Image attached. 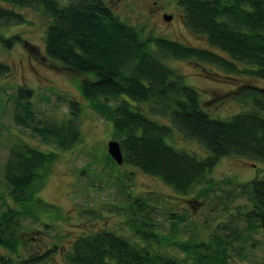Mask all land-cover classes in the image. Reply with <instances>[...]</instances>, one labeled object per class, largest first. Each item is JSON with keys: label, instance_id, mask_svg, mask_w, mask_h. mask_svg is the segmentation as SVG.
<instances>
[{"label": "trees", "instance_id": "16d2710c", "mask_svg": "<svg viewBox=\"0 0 264 264\" xmlns=\"http://www.w3.org/2000/svg\"><path fill=\"white\" fill-rule=\"evenodd\" d=\"M1 1L41 9L50 17L44 31L46 55L60 62L66 71L93 75V79L85 76L79 82V90L91 108L112 123L123 163L158 177L179 193H187L207 182L208 186L199 192L203 195L214 184L212 179H206V174L221 156H241L264 163V89L240 86L242 95L243 89L247 90L245 95L251 107L227 119H216L201 106L197 90L185 84L183 75L166 63L168 57L195 58L225 71L245 72L264 81V0H176L184 24L225 54L164 37H144L142 28L121 20L106 0ZM25 21L23 13L0 5L1 47L9 49L17 43L27 45L19 34L2 32L8 26ZM238 64L243 67L239 68ZM9 69L7 64L0 62V77ZM32 95L31 88L16 87L13 112L16 123L31 128L42 140L62 150L82 140L77 122L82 107L78 101L65 97L68 116L42 121L32 110ZM116 98L118 102L109 103ZM128 99L138 104L132 105ZM141 104H148L152 115L166 118L168 122L147 116ZM174 131L198 141L210 154L199 158L175 148L166 140ZM57 155L55 151H42L27 143L11 147L3 179L10 199L19 207L6 204L0 211V249H5V252L0 251V264H29L46 255H31L19 261L13 257L19 254L21 219L34 215L36 207H49L37 193ZM108 158L112 161L111 156ZM241 190V193L247 191L252 206H242L240 214L244 216L245 227L256 231L257 222L264 219V172L245 182ZM145 204L143 200H136L131 207L138 212ZM134 232L148 243L159 240L158 235L138 225ZM148 243L141 245L136 240L102 229L78 235L64 259L67 264L228 262L222 239L214 246L204 241L178 243L187 255L181 260L152 249Z\"/></svg>", "mask_w": 264, "mask_h": 264}, {"label": "rangeland", "instance_id": "374dc122", "mask_svg": "<svg viewBox=\"0 0 264 264\" xmlns=\"http://www.w3.org/2000/svg\"><path fill=\"white\" fill-rule=\"evenodd\" d=\"M106 1L121 20L142 28L144 37H164L225 54L184 24L176 0ZM0 5L21 12L26 18L24 23L8 26L2 32L5 35L17 33L28 42L26 46L17 43L9 49L0 46V62L10 68L0 77V211L6 204L19 207L10 199L3 179L4 164L12 146L27 143L58 154L37 193L49 207H36L34 215L21 219V243L18 257L13 255L15 261L46 253L41 260L29 264H67L64 254L73 240L80 234L102 229L147 245V241L135 235L134 228L138 225L159 236V240H149L152 249L180 260L187 255L178 243L204 241L214 246L222 239L228 254L227 264H264L261 220L258 226L256 224V231H251L245 227L244 216L240 214L242 206H252L247 191L241 193V188L245 182L263 174V162L241 156H221L206 174V179H212L214 184L203 195L199 192L208 186L207 182L187 193H179L158 177L127 163L110 161L107 143L117 140L112 123L91 108L78 86L85 76L93 79V75L66 71L60 62L46 55L44 31L50 17L41 9L18 7L1 0ZM165 14L171 15V20H165ZM166 63L183 75L185 84L197 90L201 106L216 119H227L251 107L245 95L247 90L243 89L242 95L240 86L264 89V81L255 76L245 72L231 73L195 58L168 57ZM238 66L243 67L242 64ZM19 85L33 90L30 102L38 120L63 119L69 114L66 98L78 101L82 107L77 117L82 140L62 150L42 140L31 128L16 123L14 97ZM118 101L119 98L110 99L109 103ZM140 106L150 118L168 122L166 118L152 115L148 104ZM166 140L175 148L199 158L210 154L198 141L176 131ZM136 200L146 203L138 212L131 207ZM233 229L237 233L233 234ZM0 251L5 252V249ZM184 264H192V261Z\"/></svg>", "mask_w": 264, "mask_h": 264}, {"label": "water", "instance_id": "95a60500", "mask_svg": "<svg viewBox=\"0 0 264 264\" xmlns=\"http://www.w3.org/2000/svg\"><path fill=\"white\" fill-rule=\"evenodd\" d=\"M164 19L169 21L171 20V15H164ZM107 152L111 156V158L117 163H123V156L120 148V144L118 140H110L107 143ZM264 230V227H263Z\"/></svg>", "mask_w": 264, "mask_h": 264}, {"label": "flooded vegetation", "instance_id": "af4514ba", "mask_svg": "<svg viewBox=\"0 0 264 264\" xmlns=\"http://www.w3.org/2000/svg\"><path fill=\"white\" fill-rule=\"evenodd\" d=\"M263 227H264V220L261 219V228L263 229Z\"/></svg>", "mask_w": 264, "mask_h": 264}]
</instances>
